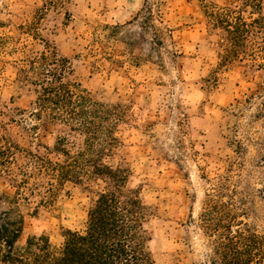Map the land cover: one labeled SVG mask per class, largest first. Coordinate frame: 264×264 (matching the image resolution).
<instances>
[{
	"label": "rangeland",
	"instance_id": "1",
	"mask_svg": "<svg viewBox=\"0 0 264 264\" xmlns=\"http://www.w3.org/2000/svg\"><path fill=\"white\" fill-rule=\"evenodd\" d=\"M159 2L165 20L155 22L171 29L164 28L162 44L140 17ZM206 4L242 2L0 0V149L4 138L41 153L60 135L69 136V146L81 144L83 136L67 125L31 113L36 86L29 79L39 77L33 60L44 53L69 58L67 79L126 110L122 145L106 161L128 170L126 187L152 209L144 227L156 264H213L201 213L226 179L246 200L244 222L264 234V58L227 60L220 34L208 27ZM110 188L103 178L68 181L48 204L30 194L17 246L35 235L61 246L68 229L86 228L99 193ZM4 192L14 188L0 174Z\"/></svg>",
	"mask_w": 264,
	"mask_h": 264
},
{
	"label": "trees",
	"instance_id": "2",
	"mask_svg": "<svg viewBox=\"0 0 264 264\" xmlns=\"http://www.w3.org/2000/svg\"><path fill=\"white\" fill-rule=\"evenodd\" d=\"M241 2L234 7L206 4L208 27L220 34L227 60L242 54L264 58V0ZM161 5L156 11L146 5L140 13L142 28L154 31L156 44H162L164 28L171 30L155 22L164 23ZM248 11L250 16L245 14ZM31 66L39 75L29 79L36 86L33 116L67 125L83 139L74 148L69 146V136L60 135L54 148L45 146L41 153L4 138L0 174L10 176L14 192L0 194V204H5L0 208L1 260L9 264H156L144 227L152 209L138 190L126 187L128 170L106 161L122 145L118 130L125 108L97 100L67 79L72 71L67 57L44 53ZM99 178L108 179L112 188L99 193L85 229H68L61 246L46 235L29 237L24 247L17 246L26 221L24 209L31 207L30 194H38L48 204L66 182ZM227 181L208 194L201 213L204 230L212 238V262L264 264V234L244 222L242 217L249 212L246 200L238 199Z\"/></svg>",
	"mask_w": 264,
	"mask_h": 264
}]
</instances>
